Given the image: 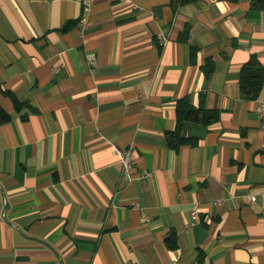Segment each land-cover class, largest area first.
Instances as JSON below:
<instances>
[{
  "label": "crops",
  "instance_id": "1",
  "mask_svg": "<svg viewBox=\"0 0 264 264\" xmlns=\"http://www.w3.org/2000/svg\"><path fill=\"white\" fill-rule=\"evenodd\" d=\"M90 9L0 0V264H264V0Z\"/></svg>",
  "mask_w": 264,
  "mask_h": 264
},
{
  "label": "trees",
  "instance_id": "2",
  "mask_svg": "<svg viewBox=\"0 0 264 264\" xmlns=\"http://www.w3.org/2000/svg\"><path fill=\"white\" fill-rule=\"evenodd\" d=\"M197 1L198 0H171V4L174 9H177L187 4L196 3ZM240 86L241 93L244 98L248 100H255L260 95L262 87L264 86V66L257 56H252L241 68ZM3 93L10 97L19 108V102L13 93L8 91ZM178 116L179 121L176 131L167 133L168 145L173 150H178L185 142L184 139L178 136L183 119L194 121H203L202 119H205L207 123H213L218 119V113L216 111L203 109L196 111L191 106L185 105V101L183 100L178 103ZM8 119V114L0 107V120L6 121Z\"/></svg>",
  "mask_w": 264,
  "mask_h": 264
},
{
  "label": "built area",
  "instance_id": "3",
  "mask_svg": "<svg viewBox=\"0 0 264 264\" xmlns=\"http://www.w3.org/2000/svg\"><path fill=\"white\" fill-rule=\"evenodd\" d=\"M82 7H83V11L84 13L88 14L90 12V8H91V0H82ZM83 21H85L83 19ZM116 154L119 156V158L121 159L123 166H124V173L128 174L130 173V171L133 168V164H134V154L132 152L131 149H118L116 148L115 150ZM255 200L254 196H250V201L253 202ZM194 219H198V215L197 213L194 214ZM144 220H146V218L144 217Z\"/></svg>",
  "mask_w": 264,
  "mask_h": 264
}]
</instances>
